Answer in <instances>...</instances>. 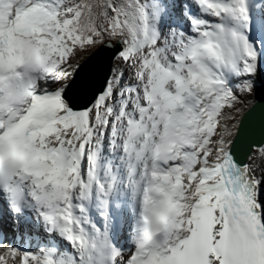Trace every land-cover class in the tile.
Returning a JSON list of instances; mask_svg holds the SVG:
<instances>
[{
  "label": "snow or ice",
  "instance_id": "obj_1",
  "mask_svg": "<svg viewBox=\"0 0 264 264\" xmlns=\"http://www.w3.org/2000/svg\"><path fill=\"white\" fill-rule=\"evenodd\" d=\"M0 264H264V0H0Z\"/></svg>",
  "mask_w": 264,
  "mask_h": 264
}]
</instances>
